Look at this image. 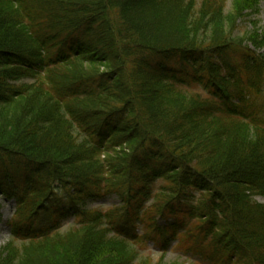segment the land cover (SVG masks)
<instances>
[{"label":"trees","instance_id":"obj_1","mask_svg":"<svg viewBox=\"0 0 264 264\" xmlns=\"http://www.w3.org/2000/svg\"><path fill=\"white\" fill-rule=\"evenodd\" d=\"M259 5L0 0V192L20 202L24 237L0 248V264H165L141 255L132 227L111 236L153 193L146 223L173 219L158 242L181 230L178 246L209 264H264L253 199L264 197V34L250 21L247 45L235 37ZM162 22L174 30L146 34ZM188 80L210 97L178 87ZM111 193L120 213L60 231L78 204Z\"/></svg>","mask_w":264,"mask_h":264},{"label":"rangeland","instance_id":"obj_2","mask_svg":"<svg viewBox=\"0 0 264 264\" xmlns=\"http://www.w3.org/2000/svg\"><path fill=\"white\" fill-rule=\"evenodd\" d=\"M232 1L233 0H227V6H228L227 12L231 11ZM137 4H139V3L137 2ZM151 15H154V14H151ZM139 19H141L140 22L142 24L148 22L142 17H139ZM151 19H154V18H151ZM156 20L159 22V20L157 18H156ZM251 20L259 21V22H257L259 25V26H257L258 35L264 34V0H261L260 12L257 15H251L250 13H248V16H246L243 20H241V21H239V23H237V26H239V28L235 32V37L238 38V40L244 41L243 44H247V42L245 41L246 35H248L251 31L255 30V26H252V24L250 23ZM167 23L162 22L160 24H157L160 26V28H162L161 31L158 28L156 29V27L154 28V26L152 24H147V27H144V28H147L146 34H149V36L152 34L162 35L160 32L164 31L165 25L169 26L168 25L169 23L168 24ZM169 27L170 28H168V30H174V27H171V26H169ZM192 89L196 90V91H201V88L198 86H193ZM0 202L2 205V210H1L2 223H1V226L4 227L7 218L12 216V213H13L12 206L14 205V201H11L9 204L7 200L1 198ZM115 203H116V200L114 198H106V199H100L98 201L92 202L89 206L94 208V209H102L104 211H107L106 209H108L109 207H111ZM67 224H68L67 222H66V224L62 223V226L66 229ZM141 231H142L141 227L139 226L137 232H141ZM9 236H10L9 227H6L5 230L1 231L0 245L4 246L9 239ZM153 245L154 244L151 243V244H149V247L154 250L155 254L152 256L154 258V261L157 262V261H159L161 253L159 252V254H158L157 249L153 248ZM176 260H180V262L182 261L185 264H201L202 263L201 260H194V258L192 256H186L183 251L178 252L175 248V245H172L170 248H168V250L166 251V253L164 255V262H165V264H171V263L175 262Z\"/></svg>","mask_w":264,"mask_h":264},{"label":"bare ground","instance_id":"obj_3","mask_svg":"<svg viewBox=\"0 0 264 264\" xmlns=\"http://www.w3.org/2000/svg\"><path fill=\"white\" fill-rule=\"evenodd\" d=\"M232 246H233V247H239V246H237L236 244H233Z\"/></svg>","mask_w":264,"mask_h":264}]
</instances>
